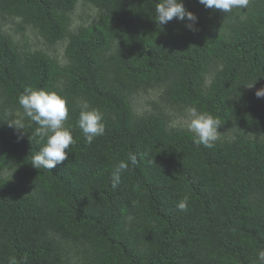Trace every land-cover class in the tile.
<instances>
[{"label":"trees","instance_id":"1","mask_svg":"<svg viewBox=\"0 0 264 264\" xmlns=\"http://www.w3.org/2000/svg\"><path fill=\"white\" fill-rule=\"evenodd\" d=\"M79 2L94 13L71 27ZM161 2L0 0V264H264V0L231 13L182 0L195 30L160 25ZM26 88L67 101L76 143L51 170L31 164L46 139ZM149 89L160 102L137 112ZM83 102L105 125L90 144ZM166 107L219 119L215 146Z\"/></svg>","mask_w":264,"mask_h":264},{"label":"clouds","instance_id":"2","mask_svg":"<svg viewBox=\"0 0 264 264\" xmlns=\"http://www.w3.org/2000/svg\"><path fill=\"white\" fill-rule=\"evenodd\" d=\"M250 2L251 0H199L205 8L218 9L224 13H231L233 9H247ZM155 15L160 25L167 24L175 18L187 21L186 26L190 30H195L197 17L185 8L182 0H162L155 6ZM252 86L253 84L249 87ZM255 95L257 98H264V88L258 89ZM18 102L25 115L39 125L37 134L41 139H46L44 146L33 156L32 166L48 170L55 168L57 164L68 158L70 145L76 143L72 133L64 126L69 113L66 98L54 91L26 88L24 94L19 96ZM80 107L78 127L90 144L96 137L105 133L102 113L97 109H91L86 102H83ZM188 114L190 120L187 129L194 134L195 143L202 144L206 148H213L218 140L217 128L222 124L221 121L206 113H199L194 107L188 110ZM10 126L16 129L24 128L20 121H14L10 123ZM130 160L132 164H135L136 155H131ZM127 168L128 164L124 161L117 165L113 174L114 188L119 183L120 174ZM177 207L182 211L186 210L187 197L181 200ZM258 259L264 261V250L258 253Z\"/></svg>","mask_w":264,"mask_h":264},{"label":"rangeland","instance_id":"3","mask_svg":"<svg viewBox=\"0 0 264 264\" xmlns=\"http://www.w3.org/2000/svg\"><path fill=\"white\" fill-rule=\"evenodd\" d=\"M87 13L92 14L94 13V10L91 9L90 7L83 6L82 3L79 2L76 7L75 12L72 15L71 27H74L77 24L81 23L82 20H87L86 18ZM8 25L13 26V20H10L8 22ZM32 39L36 40L34 36H32ZM64 45H65V41L63 40L56 46L55 53L61 55L64 51ZM151 101H156L158 103L160 102L157 90L149 89L146 92H141L139 95L135 96L133 106L137 110V112H141L146 109H152V107L154 106L151 103ZM165 109L166 111L171 112L173 114V116L171 117V120L174 125L187 128V124L190 120V117L188 114V110L190 109V107L176 108V109H173L172 107L170 108L166 107L164 108V110Z\"/></svg>","mask_w":264,"mask_h":264}]
</instances>
